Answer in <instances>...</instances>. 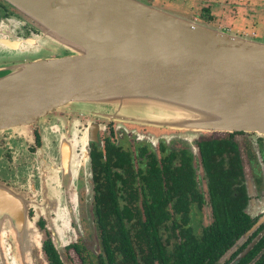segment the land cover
I'll use <instances>...</instances> for the list:
<instances>
[{"label":"water","instance_id":"95a60500","mask_svg":"<svg viewBox=\"0 0 264 264\" xmlns=\"http://www.w3.org/2000/svg\"><path fill=\"white\" fill-rule=\"evenodd\" d=\"M1 1L34 30L1 44L13 53L51 55L0 66V133L75 110L151 126L264 135L260 39L193 24L139 0ZM59 51L67 54L55 56ZM25 220L22 198L0 186V238L21 263L46 264L30 261L34 241Z\"/></svg>","mask_w":264,"mask_h":264},{"label":"flooded vegetation","instance_id":"af4514ba","mask_svg":"<svg viewBox=\"0 0 264 264\" xmlns=\"http://www.w3.org/2000/svg\"><path fill=\"white\" fill-rule=\"evenodd\" d=\"M32 31L0 0V53L14 54L1 41H22ZM68 114L54 111L43 118L41 125L35 123L19 132L0 133V183L8 193H18L22 198L27 218L41 234L46 264H50L42 250L46 242L57 256L51 262L64 264L55 246L54 227L60 223L67 234H77L72 219L84 222L87 202L95 242L83 238L77 243L76 236L74 242L61 245L65 252L71 250L76 254L80 264H112L102 249V233L129 234L131 242L125 244L128 247H135L133 234L155 233L168 250L176 242V218L185 220L182 228L194 236L210 228L213 211L199 144L222 140L235 147L244 195L241 212L249 220V228L217 264H229L254 240L248 252L233 264L255 248L247 264H254L264 253V135L218 132L219 137L189 141L159 137L152 142L133 133L130 139L110 122L103 126L98 118ZM152 129L159 133L167 130ZM224 158L221 153L220 160ZM235 195L233 192L232 196ZM205 210L209 221L203 225L201 213ZM116 219H122L121 227ZM160 219L163 220L159 223ZM152 221L154 228L144 231ZM135 251V258L114 262L161 264L157 259H144L141 250Z\"/></svg>","mask_w":264,"mask_h":264},{"label":"trees","instance_id":"16d2710c","mask_svg":"<svg viewBox=\"0 0 264 264\" xmlns=\"http://www.w3.org/2000/svg\"><path fill=\"white\" fill-rule=\"evenodd\" d=\"M6 4V3H5ZM34 31V30H33ZM32 31V32H33ZM202 164L208 179V187L213 211V225L203 230L198 236L182 228V218H176V242L168 250L161 244L157 234H133L135 247L125 244L131 242L129 234H101L104 255L115 263V259H133L136 249L141 250L144 259H157L161 264H217L221 256L231 248L234 242L249 228V220L242 214L243 189L241 171L236 157L234 145L227 141H207L199 144ZM224 153V160L220 154ZM235 192V196L232 193ZM113 204V201H111ZM163 219L159 220V223ZM117 226H122V219H116ZM154 228L153 221L147 224L146 230ZM141 244L144 248H141ZM243 247V246H242ZM241 247V248H242ZM239 248L238 250H240ZM46 260L50 264L57 256L49 243L42 248ZM256 248L237 264H247ZM150 264V262H146ZM254 264H264V253Z\"/></svg>","mask_w":264,"mask_h":264},{"label":"rangeland","instance_id":"374dc122","mask_svg":"<svg viewBox=\"0 0 264 264\" xmlns=\"http://www.w3.org/2000/svg\"><path fill=\"white\" fill-rule=\"evenodd\" d=\"M143 3L150 5L151 7L161 10L165 13L171 14L173 16L184 19L193 24L201 25L210 29L220 30L228 32L232 35L236 36H246L249 38L260 39L259 42L264 43L263 35H264V0H139ZM252 38V39H253ZM58 53V51L56 52ZM55 53V54H56ZM53 54V55H55ZM67 54L66 52L59 51L58 55L61 56ZM51 55L46 50H38L33 52H16L11 54L7 51H2L0 53V66L4 62L7 64L4 65H13V64H21L27 63L33 60L38 59H46ZM54 57V56H51ZM3 74V73H1ZM60 112V111H58ZM57 112V113H58ZM64 112V111H61ZM68 114V112H65ZM72 116H90L95 119L98 118L99 122L104 126L108 122L114 125L116 130H123L125 135L131 139V134H136L138 138H150L155 142L157 138L162 137L165 140L169 138H180L185 140H195L199 137H219L221 133L218 132H206V131H193L185 128H169L162 126H151L144 124H136L131 123L129 121H125L122 119H116L111 117H102V116H92L87 113L70 112ZM68 114V115H69ZM85 119V118H84ZM44 119H41L37 125H41ZM85 121V120H83ZM81 122V121H80ZM144 127H149L151 129H145ZM119 128V129H117ZM152 128H166L164 133H159L157 130H153ZM23 129L15 130V132H19ZM13 132V131H12ZM105 134V132H104ZM43 135V133H42ZM244 142L247 139H241ZM243 142V143H244ZM246 179L250 183L249 172L245 168ZM0 186L1 183H0ZM5 190L6 188L2 186ZM12 195L16 197L18 193L11 192ZM19 196V195H18ZM20 197V196H19ZM21 198V197H20ZM87 198H85V201ZM24 206V204H23ZM88 202L86 203V210L84 208V222L77 223L74 219H72L73 224L75 225V231L77 234H67L66 230L60 226V223H57L59 227H54L55 232L57 233L54 242L55 246L60 254V257L64 264H80L78 260V256L74 254L71 250L65 252L62 249V244L65 245L67 243L74 242L76 240V236L78 240L77 243L83 238H89L91 242H95L94 235L92 233V226L90 221V215L88 213ZM25 208V207H24ZM26 213V211H25ZM209 221V214L205 210L201 213V223L207 224ZM25 224L27 225V229H31L30 233L33 237V243L30 244V260L34 262L33 257H37L39 262L44 260L43 254L40 250L38 252V246L41 244V234L34 226V224L27 218ZM68 230V229H67ZM11 232V230H7ZM72 231V230H71ZM66 234V235H65ZM2 252V253H1ZM26 257L29 259L28 254ZM0 264H23L13 255V252L9 250V245L6 240L5 235L2 234L0 238Z\"/></svg>","mask_w":264,"mask_h":264},{"label":"built area","instance_id":"2783aa9c","mask_svg":"<svg viewBox=\"0 0 264 264\" xmlns=\"http://www.w3.org/2000/svg\"><path fill=\"white\" fill-rule=\"evenodd\" d=\"M252 38H253V36H252ZM263 39H264V35H263Z\"/></svg>","mask_w":264,"mask_h":264}]
</instances>
